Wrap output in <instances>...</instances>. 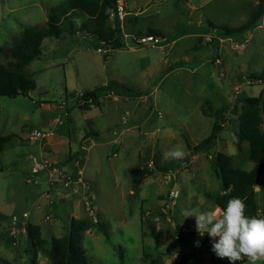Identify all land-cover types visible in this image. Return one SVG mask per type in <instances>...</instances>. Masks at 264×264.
I'll return each mask as SVG.
<instances>
[{"label":"rangeland","instance_id":"obj_1","mask_svg":"<svg viewBox=\"0 0 264 264\" xmlns=\"http://www.w3.org/2000/svg\"><path fill=\"white\" fill-rule=\"evenodd\" d=\"M64 1L0 0V47L4 50L0 64L13 61L9 50L22 28H44L49 14ZM123 1L128 9L139 7L144 11L135 24L137 32L146 30V34L161 36L165 38L162 44L183 36L175 46L178 51L169 53L167 49L160 51L158 46L141 45L138 35L131 44L122 37L121 48L102 46L78 30L82 18L72 19L76 31L71 32L70 24L63 22L59 38L43 39L39 58L25 68L32 75L35 89L28 96L0 97V136L9 139L0 152V264H30L32 259L36 264L50 263L49 257L28 237L27 229L25 234L13 229L18 227L11 223L12 218H19L22 213H28V224L37 226L40 238L46 241L67 237L73 219L101 221L106 235L96 229L82 235L81 244L90 264H168L191 251L196 255L198 249L208 252L196 231L183 235L182 228L195 225V218L186 213L196 215L210 210L203 209L208 204L207 197L219 189L210 169L212 152H201L198 159L177 171L155 170L156 166L173 162L163 158L164 152L172 148L186 152L187 164L193 146L208 137L214 120L201 114L205 102L213 110L230 105L231 112L225 115L214 152L230 156L233 168H253L248 144L237 138L241 104L236 98L257 97L264 88L262 83L242 81L243 75L264 69V31L257 25L235 35L236 41L249 42L245 41L244 49H235L237 42L231 49L226 43V49L220 50V59L207 43L219 37L220 27L244 24L257 0ZM130 20L131 17H124L121 32L123 28L132 29ZM203 32L208 39L191 37ZM130 47L135 51H129ZM97 48L108 51L100 54ZM139 53H144V60ZM185 56L187 60L181 59ZM215 59H219L218 64ZM110 81L141 92L145 99L105 96L99 106L83 111L75 98L68 96H79ZM236 81L242 83L239 94L233 90ZM43 128L48 129L47 141L71 142V154L76 153L74 160L79 161L87 184L80 194L60 186L50 188L46 173L35 175L31 184L25 182L33 164L31 157L40 160L37 144H29L28 135L31 130ZM89 130L97 134L82 142V150L79 138ZM66 148L56 145L50 158L64 161ZM140 166L153 169L154 173L133 188L132 175ZM257 186L260 190L254 192V199L262 208L264 176ZM174 187L177 196L172 199L169 192ZM85 201L93 216L86 210ZM177 250L174 258L172 254ZM194 264L228 261L218 259L214 253L200 256L198 252ZM237 264L248 262L245 259Z\"/></svg>","mask_w":264,"mask_h":264},{"label":"trees","instance_id":"obj_2","mask_svg":"<svg viewBox=\"0 0 264 264\" xmlns=\"http://www.w3.org/2000/svg\"><path fill=\"white\" fill-rule=\"evenodd\" d=\"M118 0H65L57 5L54 11L49 14V19L44 28L24 27L9 50V57L13 60L6 65L0 64V97L15 98L18 96H28L35 89V82L32 75L25 68L32 61L37 60L41 54L40 46L43 39L48 37L59 38L62 33V24H70L72 27L73 18H82L78 30L88 34L90 37L103 42L105 46L113 49L121 48L120 21L115 16L112 25H109L110 13H116ZM264 16V0H257V4L251 9L248 20L239 27L232 28L222 26L219 28V35L224 38L235 37L244 32L254 29L260 19ZM146 36H156L148 34ZM4 50L0 47V54ZM8 52V50H7ZM244 80L251 83L264 84V69L259 73L246 74ZM242 77H238L240 79ZM141 97L139 91H132L127 87L114 81L108 82L105 86L95 87L76 96L74 93L68 94L69 98L91 99V104L78 106L81 110L87 111L92 106H98L100 98L104 95ZM237 101L241 104L237 113L238 133L240 142H246L249 150V160L253 163L250 171H243L232 167V158L225 154L211 153L210 169L218 180L219 190L211 196L214 205L226 206L229 199L240 198L245 203V215L248 217H264V207L259 208L255 203L254 187L260 183L264 176V88L257 97H239ZM203 113L213 118L214 122L207 138L195 145L191 153L211 151L216 145L217 137L226 121L225 115L229 111V106H222L213 110L208 106V102L203 105ZM236 108L233 113L236 114ZM90 136H95L90 134ZM8 137L0 136V152L8 142ZM187 158L180 161L167 162L164 166H156L158 172L167 173L174 171L187 162ZM156 172V171H155ZM154 173L153 169L140 166L132 175L133 188H137L143 179ZM89 229H96L98 232L107 234L106 227L101 221L92 222L90 220H72L70 231L67 237L62 239H51L46 241L40 238L39 228L27 226L28 237L33 240L41 251L50 259L49 264H90L85 249L82 247V235ZM207 235L203 237L206 241ZM33 238V239H32ZM197 255L194 251L185 253L173 264H192ZM30 264H36L33 259Z\"/></svg>","mask_w":264,"mask_h":264},{"label":"clouds","instance_id":"obj_3","mask_svg":"<svg viewBox=\"0 0 264 264\" xmlns=\"http://www.w3.org/2000/svg\"><path fill=\"white\" fill-rule=\"evenodd\" d=\"M186 152L172 148L164 152L167 161H180ZM195 218V231L203 237L208 236L211 251L218 259L227 260L228 264H237L247 260L248 264H264V217H248L245 215V203L233 197L226 206L215 205L210 210L200 211L196 215L186 213ZM178 250L172 256L176 258Z\"/></svg>","mask_w":264,"mask_h":264},{"label":"crops","instance_id":"obj_4","mask_svg":"<svg viewBox=\"0 0 264 264\" xmlns=\"http://www.w3.org/2000/svg\"><path fill=\"white\" fill-rule=\"evenodd\" d=\"M155 0H150V2L152 3V2H154ZM120 2H122V4H123V6H124V8H125V11H126V13H127V15L126 16H129V17H131V23H133V26H132V29H130L129 31H125L124 30V28L122 29V32H121V34L123 35V34H125V35H127L128 37L125 39L126 41L128 40V39H131V41L133 42L134 40H135V38H136V36L138 35L139 37H140V39L141 38H143V37H146V35H148V34H146L147 32H146V30H145V32L144 33H142V32H137V29H136V26H135V24H137L138 23V21H139V18L142 16L141 14L144 12L141 8H139V7H137V8H132V9H128L127 8V6L125 5V3H124V1L123 0H120ZM257 4V2H255L254 3V6ZM152 5H155V4H152ZM253 6V7H254ZM149 7V5L145 8V9H147ZM252 7V8H253ZM192 8H194V10H196V9H198L197 7H195V6H193ZM141 20V19H140ZM215 31V30H214ZM216 32V31H215ZM142 33V34H141ZM217 33V32H216ZM203 34V35H202ZM206 35V36H205ZM185 36H188V34L187 35H185ZM200 36H204L205 37V40L206 39H208L209 37L207 36V34L205 33V32H203V33H201V34H198V33H194V34H192V38H194V37H200ZM154 37H158V39L161 41L160 42V45H155V46H158V48H159V50L161 51V50H164V49H167L168 51H169V53H170V51L172 52V51H174V53H176L177 51H178V49L176 48L175 49V46L177 45V43H178V41H180V39L181 38H183V36H180V37H177V38H174V39H172V40H169V42H167V43H165V44H162V42L163 41H165V38H163V37H161V36H154ZM197 39H200V38H197ZM236 38L235 37H229V38H224V37H221L220 35H219V37H213L210 41H208L209 43H207V44H209V45H211L212 47H213V49L214 50H216L217 51V58H219L220 57V50L221 49H226L225 48V44L226 43H229L230 44V49L232 48V45L235 43V42H237V43H241V42H245V41H248V39H245V40H243V41H241V40H239V41H236L235 40ZM241 41V42H240ZM249 42V41H248ZM127 43V42H126ZM131 44V43H130ZM200 44H204V42L202 41V40H200ZM149 47H151V46H149ZM153 47V46H152ZM151 47V48H152ZM177 50V51H176ZM129 51H135L132 47H130V49H129ZM229 51H232V50H229ZM241 51H243V50H241ZM140 55H141V57L143 58V60H144V57H145V55H144V53H139ZM181 59H184V60H187V57L185 56V57H181ZM200 59V58H199ZM220 59V58H219ZM146 61V63H147V61H148V58L146 57V59H145ZM216 60V59H215ZM215 60H214V66L216 65L215 64ZM160 61V60H159ZM222 61V60H221ZM223 62V65H224V62L225 61H222ZM204 65V62H201V66H203ZM214 75H216V74H214ZM243 77V76H242ZM245 77L242 79V81H244V84H248L247 82H245ZM240 81V80H239ZM239 81H236L235 82V86L233 87V90L237 93V94H239V92H240V86H241V82H239ZM108 83V82H107ZM107 83H105L104 85H102V86H105ZM243 84V85H244ZM100 87V86H99ZM94 88V87H93ZM93 88H89V90H91V89H93ZM87 91V90H86ZM108 97V98H110V97H116V96H114V95H104L103 97ZM102 98V97H101ZM101 98H100V102H99V104L100 103H103V101H101ZM239 97H237L236 99H238ZM123 99L124 100H128L127 99V97H123ZM140 99H145V96H142V97H140ZM104 100H106V99H104ZM103 105V104H102ZM99 106V105H98ZM230 106V105H229ZM92 107H97V106H92ZM232 108V107H231ZM91 109V108H90ZM89 111V110H88ZM67 112V110H65V113ZM229 112H231V111H229ZM228 112V113H229ZM134 113V112H133ZM201 114H203L204 116H207V115H205L203 112H202V110H201ZM54 120H55V122H57V119L56 118H54ZM54 122V123H55ZM231 122V121H230ZM121 123H122V121H121ZM212 128V127H211ZM43 131H47L48 129L47 128H43L42 129ZM94 132V135H96L97 133L95 132V131H91V130H89V131H86L82 136H80V138H79V141L80 142H78L79 143V146H80V148L82 149V150H84L83 148V146H82V142H84L85 140H87V138H89V137H91L90 136V134H92ZM87 134H89L88 136H87ZM210 134V133H209ZM53 136V135H52ZM85 137V138H84ZM219 137V136H218ZM218 137H217V140H218ZM48 138H50V136H47L43 141H42V143H39V144H37V152H38V154H39V156H40V159H42V158H44V159H49L50 161H54V162H58L59 164H60V166L63 168V170H64V172H66V173H75V170L77 169H75L74 168V162H75V160H74V155L76 154V153H74V154H71V152H72V149L71 148H73V146H71V142L70 141H68V140H66V141H59V140H56V141H47L48 140ZM84 138V139H83ZM118 142H120V141H118ZM223 142V141H222ZM217 143V142H216ZM52 144L53 145H55L54 147H56V145L58 146V145H61V146H66L67 148H66V150H67V154H66V158L64 159V161L63 160H58V159H51L50 158V155H54L55 154V152H54V150H56V149H53L51 146H52ZM194 147V146H193ZM217 149H218V146H217ZM221 153V152H220ZM222 154H224V153H222ZM42 155V156H41ZM200 155V153H198V154H194V155H192V157H191V159L189 160V162L187 163V164H185L184 165V167H186V166H188V165H190V163H192V162H194V160H196V159H198V156ZM186 157V156H185ZM32 159H33V157H31ZM66 164V165H65ZM83 165V164H82ZM177 171V170H176ZM170 176V175H169ZM87 183V182H86ZM218 190L219 189H217V192H218ZM258 190H260V189H258V186H255L254 187V192L255 191H258ZM211 196L212 195H209L208 197H207V199H208V204L205 206V207H203V209H208V208H211V207H213V206H215L214 204H213V202H212V200H211ZM263 208V207H262ZM155 232H156V229H155ZM206 235V234H205ZM204 235V236H205ZM192 236V235H191ZM203 236V237H204ZM203 237H202V239H203ZM201 238V237H200ZM187 239V237L185 238V240ZM204 241V240H203ZM198 242V241H197ZM204 245H205V247H207V251L208 252H206V251H202V249H198V250H196V252H197V255H198V252H200V256H202V255H207L208 253L210 254V253H212L213 254V252L211 251V244H212V241H210V239L207 237V239H206V241H204ZM196 245V244H195ZM199 246V245H198ZM201 248V247H200ZM181 257V255L179 256V258ZM178 258V259H179ZM177 259V260H178ZM176 260V261H177ZM175 261V262H176ZM174 262V263H175ZM168 264H173L172 262H168ZM192 264H194V262L192 263Z\"/></svg>","mask_w":264,"mask_h":264},{"label":"built area","instance_id":"obj_5","mask_svg":"<svg viewBox=\"0 0 264 264\" xmlns=\"http://www.w3.org/2000/svg\"><path fill=\"white\" fill-rule=\"evenodd\" d=\"M120 0L117 1V10L116 13L111 12L110 17L113 19L115 16L120 21V27L121 23H123L124 17L127 15L125 8L123 5L118 4ZM258 27L263 29L264 31V16L260 19L258 23ZM89 36L88 34H86ZM122 37L126 39L128 36L123 34ZM209 41V40H208ZM139 44H145L147 46H155L160 44V40L158 37L154 36H146L141 39H139ZM247 42H242L241 44L235 43L234 48L235 49H244ZM100 45L105 46L103 42H99ZM106 47V46H105ZM96 51L100 54L106 53L108 50L104 48H97ZM219 63V59L216 60V64ZM86 104H91V99L82 100L80 99L77 102L78 106H83ZM160 117V113H157ZM113 134H115L113 132ZM48 135V130L43 131L41 130H31L28 135V141L29 144H39L42 143V141L46 138ZM79 161L74 162V168L75 173H66L64 172L63 168L60 166L58 162L50 161L49 159H40L39 161H36L33 158V164L30 169V176L27 177L25 182L27 184H31L34 182L33 177L38 174L46 173L48 175L47 184L50 188H58L60 186L61 188H64V190H68L72 194H80L85 189H87V184H85L84 179L82 178L81 168L78 167ZM58 194V193H56ZM170 198L175 199L177 196L176 187H174L173 191L169 192ZM88 201V200H86ZM85 201L86 210L90 213V215L93 216V212L90 210V205L88 202ZM21 217V218H20ZM19 218L13 217L11 220V223L16 225L18 229L13 228L14 230H17L21 234L26 233V229L28 226V213H22ZM48 217H46L47 219ZM195 231V225H189L187 228H182L183 235H189L191 232ZM179 238V236H176Z\"/></svg>","mask_w":264,"mask_h":264},{"label":"water","instance_id":"obj_6","mask_svg":"<svg viewBox=\"0 0 264 264\" xmlns=\"http://www.w3.org/2000/svg\"><path fill=\"white\" fill-rule=\"evenodd\" d=\"M126 42H127V44L132 43L131 39H128ZM45 131H46V130H45ZM215 149H216V146H214V147L211 149V152L213 153Z\"/></svg>","mask_w":264,"mask_h":264}]
</instances>
